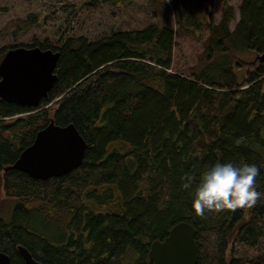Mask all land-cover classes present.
<instances>
[{"label":"trees","instance_id":"16d2710c","mask_svg":"<svg viewBox=\"0 0 264 264\" xmlns=\"http://www.w3.org/2000/svg\"><path fill=\"white\" fill-rule=\"evenodd\" d=\"M129 1L86 6L119 9ZM190 1L191 11L183 12L188 23L174 0H158L155 9L150 1L156 22L95 41L16 43L37 15L11 22L12 44L0 48V60L15 47L50 49L59 59L56 82L38 107L0 100V180L4 197L14 201L9 220L0 218V252L10 264H24L19 248L40 264H151L150 245L181 222L194 228L196 264L264 261V0H242L232 31L233 8L222 2L220 19L207 23L204 50L180 72L173 65L177 40L196 28V14L211 20L203 12L212 0ZM166 2L176 29L163 11ZM244 52L258 62L237 72L234 60ZM51 122L73 125L85 141L81 166L46 181L5 171ZM215 163L258 167L261 197L254 207L194 213L200 175ZM185 175L194 178L188 189Z\"/></svg>","mask_w":264,"mask_h":264},{"label":"rangeland","instance_id":"374dc122","mask_svg":"<svg viewBox=\"0 0 264 264\" xmlns=\"http://www.w3.org/2000/svg\"><path fill=\"white\" fill-rule=\"evenodd\" d=\"M90 1L0 0V48L12 44L11 39L14 27L11 22L16 19L24 20L29 14L37 15V24L27 32L19 35L16 43L26 44L33 37L47 38L55 42L57 40H65L68 37L83 36L90 41H95L117 31L135 30L156 22L150 11L149 2L152 1L155 9L158 0H131L119 9L112 6L89 8L86 4ZM241 1L212 0L211 5L208 2L204 3L206 11L203 12V15L207 12L210 13L211 20H203L202 15L196 14V28H193V26L190 28L189 26L184 36L177 40L179 46L174 50L173 65L180 72H186L187 68L197 61L199 53L204 50L203 42L209 35L207 23H216L220 19L222 2H226L233 8L234 17L228 24L229 29L232 31L239 18L238 10ZM174 6L178 13L183 14L184 21L187 22L189 18L185 20V13L183 12L184 10L191 11V1L174 0ZM177 7H181L182 10L177 9ZM159 10L157 9L156 12L159 13ZM163 11L169 19V25L176 29L173 6L166 2ZM190 20L193 22V18H190ZM180 31H182L181 28ZM239 55V59L234 60L233 63L237 72L244 73L246 70L255 68L258 60L257 62L253 60L255 58L254 53L244 52ZM250 61H253V63L247 64ZM13 205L14 201L4 197L0 180V218L9 220ZM36 224L40 225L44 230H48L47 227L41 225L38 221H36ZM235 253L237 256L244 255V251H240L238 247L235 248ZM252 253L253 251H248V254Z\"/></svg>","mask_w":264,"mask_h":264},{"label":"water","instance_id":"95a60500","mask_svg":"<svg viewBox=\"0 0 264 264\" xmlns=\"http://www.w3.org/2000/svg\"><path fill=\"white\" fill-rule=\"evenodd\" d=\"M58 59L59 53L50 49H8L0 60V100L20 107H38L56 82ZM85 150L86 143L73 125L60 127L51 122L36 133L32 144L5 171L15 170L41 181L60 178L81 166ZM18 251L24 264H40L27 250ZM148 259L151 264H196L194 228L185 222L175 225L164 240L150 245ZM0 264H10L2 252Z\"/></svg>","mask_w":264,"mask_h":264},{"label":"clouds","instance_id":"9594fccd","mask_svg":"<svg viewBox=\"0 0 264 264\" xmlns=\"http://www.w3.org/2000/svg\"><path fill=\"white\" fill-rule=\"evenodd\" d=\"M237 140L236 143H241ZM259 169L255 164H243L235 167L231 163H215L200 175L194 190L192 209L197 216L206 211L223 212L225 210L254 207L261 197L256 190V177ZM182 187L188 189L194 178L185 175Z\"/></svg>","mask_w":264,"mask_h":264}]
</instances>
